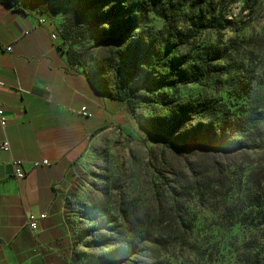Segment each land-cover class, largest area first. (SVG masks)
Returning <instances> with one entry per match:
<instances>
[{
    "label": "rangeland",
    "instance_id": "rangeland-1",
    "mask_svg": "<svg viewBox=\"0 0 264 264\" xmlns=\"http://www.w3.org/2000/svg\"><path fill=\"white\" fill-rule=\"evenodd\" d=\"M14 1L42 11L59 33L75 3ZM145 2L98 4L70 37L100 85L116 93L139 89L132 98L131 132L113 128L98 135L69 173L68 211L79 237L72 264L150 263L146 242L156 237L167 242L161 257L169 264H264V226H258L264 211V122L236 128L237 119L253 116L261 104L241 88L253 91L264 79V0H165L140 8ZM119 5L120 17L104 18ZM221 13L217 31L212 27ZM131 15L141 17L140 28L126 42H105L111 23ZM160 30L165 32L157 38L165 39L176 58L192 64L213 48L220 70L198 83L173 79L171 88L160 86L158 75L145 71L144 55H134L138 37H156ZM118 62L128 73L117 72ZM186 101L208 105L210 112L190 114L178 144L186 148L182 154L153 131ZM213 108L223 111L213 118L217 124L221 115L233 122L223 128L224 136L237 143L224 144L222 151L189 145L191 131ZM218 131L211 130V139Z\"/></svg>",
    "mask_w": 264,
    "mask_h": 264
},
{
    "label": "crops",
    "instance_id": "crops-1",
    "mask_svg": "<svg viewBox=\"0 0 264 264\" xmlns=\"http://www.w3.org/2000/svg\"><path fill=\"white\" fill-rule=\"evenodd\" d=\"M61 45L58 28L42 11L0 1V90L7 119L0 142L10 145L9 152L0 151V166L49 162L23 179H0V264H72L79 237L68 211L69 173L89 141L109 129H133L126 103L68 63ZM43 214L35 230L27 226L30 216Z\"/></svg>",
    "mask_w": 264,
    "mask_h": 264
},
{
    "label": "trees",
    "instance_id": "trees-1",
    "mask_svg": "<svg viewBox=\"0 0 264 264\" xmlns=\"http://www.w3.org/2000/svg\"><path fill=\"white\" fill-rule=\"evenodd\" d=\"M0 1L6 5H9L10 1L13 0ZM108 1L109 0H67V3L69 4L72 2L75 3L71 14L66 20L64 31L59 33V36L62 40V45L59 46V50L66 54L68 63L81 66L85 70L87 75L91 78L93 83L97 85V87L102 90L107 96L126 103L133 115L135 114V107L134 103L132 102V98L138 96L139 89L134 87L130 92L125 91L117 93L114 91H108L104 86L100 85L93 78L91 73L86 68L83 55L79 51H77L70 43V37L72 36V34H74L75 28L77 27L78 23L83 21L84 15L94 6L106 3ZM164 1L165 0H146V2H149V4L152 6L161 5ZM146 2L140 8L146 9ZM16 8L23 10L24 5L18 3L16 4ZM122 9V5H119L118 8L109 10L108 13L104 15V18H118L121 15L120 10ZM219 17L220 21L218 20V23H215L212 27L217 31L219 28L218 24L221 23V21H224V15L222 13L219 15ZM121 20L122 21L118 24L113 21L111 23V26L106 29L104 33L105 42H126V38L128 37L129 32L134 28L139 29L141 26V17L138 15H131L130 17ZM164 32V30L158 31L156 37L150 35H146L145 37H138L134 43V52L136 53H132L134 55H144V66L146 68L145 71L147 72L148 70H151L155 75H158V77L160 78V86H162L163 84H168L169 88H171L172 83L169 82H171L173 79L198 83L203 79H206L209 73L220 70L219 65L215 63V61L217 60V53L215 50H213V48L208 49L205 54L200 55L197 61L192 64H189L184 57L176 58L174 55H172L173 52L170 50L169 44L165 42V39L157 38V36L162 37ZM124 65L125 63L120 62H118V65H116V70L120 75L126 73L128 70V68L126 70ZM140 68L141 66L137 65L138 71L140 70ZM155 79H157L156 76L153 81H155ZM241 91L242 94L247 98L253 100L254 102L260 101L261 104L254 111L253 116L250 115L245 119H237L239 125H237L236 128L243 127L245 123L247 124L249 122H252L255 128H257V125L259 123L264 122V79H262L255 85L253 91L249 92L245 87H242ZM198 110L210 112V107L205 104L200 106L198 103H193L192 101L180 102L179 104H177V107L172 108L171 112L174 117L172 116L169 122H159L157 124V128L159 131L155 129L153 131L154 134L158 138H160L167 145V147L178 148L180 153L184 154L186 152V148L183 146L178 147V144L181 142L183 137L181 135V131L186 127L185 124L188 122L190 114ZM220 113L222 114L223 111L218 108H213L209 116L207 115V113H203V121L199 123L196 129L192 130L190 133L189 145H205L207 148L222 151L224 149L223 146H225L224 144L230 143V145H233L237 143V140L234 139V137L224 136L225 131L223 128H229V126L233 124L232 121L224 119V115H221V118L219 117L220 119L218 120V124L213 120V118H216ZM213 128H215L216 130L220 129V131H218V134L216 133L213 139H211L210 132L211 130H213ZM259 219L260 221L258 226H264V211L261 216L259 215ZM146 244V251L151 254L149 255V258L152 260V262L146 264H169L168 262L163 261L161 257V251L167 247L166 241H163L161 238L156 237L153 240L148 239Z\"/></svg>",
    "mask_w": 264,
    "mask_h": 264
},
{
    "label": "built area",
    "instance_id": "built-area-1",
    "mask_svg": "<svg viewBox=\"0 0 264 264\" xmlns=\"http://www.w3.org/2000/svg\"><path fill=\"white\" fill-rule=\"evenodd\" d=\"M10 7H15L16 2L15 1H10L9 3ZM43 23V21H41ZM52 39L56 40L57 37L55 35H52ZM7 51H11V47L7 48ZM0 88H1V82H0ZM84 116H87L88 113L85 111L83 113ZM0 126L2 128H5L7 126V119L4 111V103L1 98V90H0ZM10 150V145L7 141H2L0 142V151L3 152H9ZM13 167V174L16 179H23L25 176V173L31 169L39 168L42 166H48L49 162L47 160L39 161V162H33V163H26L24 161H15L12 164ZM47 217V214H43L41 216H30L27 220V226L35 230L37 227V224L40 220L45 219Z\"/></svg>",
    "mask_w": 264,
    "mask_h": 264
},
{
    "label": "water",
    "instance_id": "water-1",
    "mask_svg": "<svg viewBox=\"0 0 264 264\" xmlns=\"http://www.w3.org/2000/svg\"><path fill=\"white\" fill-rule=\"evenodd\" d=\"M13 167L12 165L0 166V179H3L5 175H12Z\"/></svg>",
    "mask_w": 264,
    "mask_h": 264
}]
</instances>
